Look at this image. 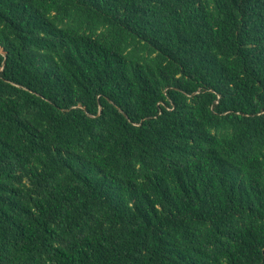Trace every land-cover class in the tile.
I'll return each instance as SVG.
<instances>
[{"label":"trees","instance_id":"1","mask_svg":"<svg viewBox=\"0 0 264 264\" xmlns=\"http://www.w3.org/2000/svg\"><path fill=\"white\" fill-rule=\"evenodd\" d=\"M0 264H264V0H0Z\"/></svg>","mask_w":264,"mask_h":264}]
</instances>
